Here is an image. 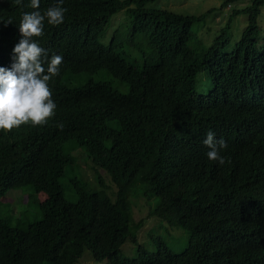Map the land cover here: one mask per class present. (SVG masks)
<instances>
[{"label": "trees", "instance_id": "obj_1", "mask_svg": "<svg viewBox=\"0 0 264 264\" xmlns=\"http://www.w3.org/2000/svg\"><path fill=\"white\" fill-rule=\"evenodd\" d=\"M147 1L64 0V22L45 21L44 35L33 38L49 57H63L48 82L57 107L45 125L0 129V198L27 185L45 198L39 219L0 216V264H74L85 247L108 264H264V35L257 22L264 0H221L220 10L230 6L225 27L205 47L192 25L211 8L183 14L145 7ZM240 1L246 4L238 7ZM57 2L40 0L32 9L30 0L23 7L0 0V67L11 66L22 13H43ZM123 8L131 35L141 32L148 46L141 65L128 62L113 37L101 40L111 15ZM238 12L247 23L224 49L228 21ZM100 70L109 81L85 77L71 86L72 75ZM201 71L209 86L197 93ZM209 130L227 143L222 165L207 158L202 141ZM79 146L91 163L84 150L72 153ZM75 161L113 199L74 177L76 200H67L60 179ZM135 185L145 200L158 198L149 216L187 230L181 251L156 239L152 251L137 243L135 256L123 254L122 243H136L142 222L129 224Z\"/></svg>", "mask_w": 264, "mask_h": 264}, {"label": "rangeland", "instance_id": "obj_2", "mask_svg": "<svg viewBox=\"0 0 264 264\" xmlns=\"http://www.w3.org/2000/svg\"><path fill=\"white\" fill-rule=\"evenodd\" d=\"M221 0H150L147 1L144 6L152 8H166L173 10L178 13H192L200 14L203 13L208 8L211 10L205 15L193 23L192 30L196 35L197 41L200 42L201 46H208L211 40L220 33V30L225 27L226 20L228 18V13L230 11V6L225 4L224 8L220 10L218 8ZM234 6L236 3H232ZM246 2L240 1L236 5L242 7ZM227 6L229 11H227ZM257 22L259 27H261V34L264 35V5L261 8V13L257 16ZM247 23V14L243 12H238L230 17L228 21V39L229 43L224 46V49H229L235 39L239 36L241 28ZM131 18L128 16L125 9H119L114 12L109 22L107 23L102 37V41L107 43L111 37L114 38L117 49L124 51L126 59L128 62L135 65H141L143 61V54L149 56L148 46L142 40V33H136L131 35ZM194 46V45H192ZM85 77L91 78L95 81H109L111 76L105 71L100 70L92 75L84 74L79 76H71L72 82L71 86H78L86 82ZM114 86L121 92L128 91V84L120 81L119 79H114ZM209 86L208 76L206 71H201L196 75L195 79V89L197 93H203L207 90ZM84 150V147L79 146L77 149L72 151L75 152ZM88 161L90 160L87 157ZM86 162V161H81ZM91 163V161H89ZM79 162H74L72 166H68L65 171V176L60 179L62 185L63 196L69 201L76 200V193L72 187L71 181L74 177L84 181L87 189L89 190H103V193L110 197L113 193L109 192L108 189L100 187L97 182H91L89 176L82 171L79 166ZM112 190L116 192L113 187ZM142 186L135 185L130 188L128 199L132 200L130 203V216L129 224L135 222L139 219L142 220L141 224L135 230L136 243L130 242L126 239L122 245L121 250L123 254L127 257H133L136 254V244H140L146 250L152 251L156 248L155 241L160 239L167 247L172 251H181L187 240L188 232L181 225L171 224L167 220L149 216L148 210L152 209L157 201L156 196H152L146 199L141 196ZM140 193V195H139ZM30 194L29 202L27 196ZM139 195V196H138ZM45 198L44 193H34L31 186H23L20 188L12 189L5 192V194L0 198V216L11 217V222H15V219L21 214V218L25 221L35 220L42 217L39 208V202ZM146 202V203H145ZM74 264H108L107 259L95 260L88 248H84L82 255Z\"/></svg>", "mask_w": 264, "mask_h": 264}, {"label": "clouds", "instance_id": "obj_3", "mask_svg": "<svg viewBox=\"0 0 264 264\" xmlns=\"http://www.w3.org/2000/svg\"><path fill=\"white\" fill-rule=\"evenodd\" d=\"M13 2L24 6L23 0ZM63 2L58 0L43 13L39 10L22 13L19 22L21 38L12 49L11 66L0 67V129L10 131L29 122L32 126H42L55 115L57 105L48 82L59 75L63 57L56 54L49 57L47 50L33 38L44 35L45 21L52 26L64 22L67 9L61 7ZM39 5L40 0H30L28 6L39 9ZM57 127L62 129L63 124ZM202 143L209 149L206 153L209 160L218 161L221 165L225 163L220 155V150L227 147L223 138L217 139L216 134L209 130Z\"/></svg>", "mask_w": 264, "mask_h": 264}]
</instances>
